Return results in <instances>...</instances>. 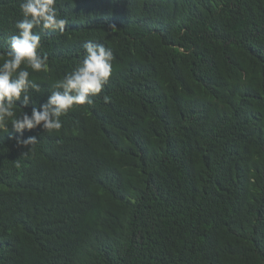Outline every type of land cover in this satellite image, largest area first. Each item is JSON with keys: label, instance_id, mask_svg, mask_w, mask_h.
<instances>
[{"label": "trees", "instance_id": "obj_1", "mask_svg": "<svg viewBox=\"0 0 264 264\" xmlns=\"http://www.w3.org/2000/svg\"><path fill=\"white\" fill-rule=\"evenodd\" d=\"M20 3L0 0V63ZM56 7L68 24L33 30L48 70L28 68L23 111L88 40L112 73L59 130H26L34 143L0 131V264H264V0Z\"/></svg>", "mask_w": 264, "mask_h": 264}, {"label": "clouds", "instance_id": "obj_2", "mask_svg": "<svg viewBox=\"0 0 264 264\" xmlns=\"http://www.w3.org/2000/svg\"><path fill=\"white\" fill-rule=\"evenodd\" d=\"M57 0H21L22 19L17 21V34L9 40V50L0 63V131L8 132L9 123L16 146L34 143L35 136L25 138L26 130L38 126L43 130H59L62 127L60 117L73 105L92 104L95 96L104 88L112 73L113 52L104 44L88 40L82 61L67 72L63 79L54 85L56 90L48 96L46 103L33 106L31 114L23 111L29 104V89L39 92L37 83L30 79L31 68L34 72L48 70V57L41 54V36L35 28L58 30L63 33L68 19L59 15ZM24 64L25 67H21ZM17 101L22 111L16 114Z\"/></svg>", "mask_w": 264, "mask_h": 264}]
</instances>
